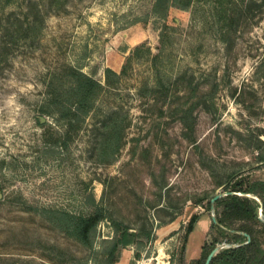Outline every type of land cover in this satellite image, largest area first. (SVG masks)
<instances>
[{"label":"rangeland","instance_id":"1","mask_svg":"<svg viewBox=\"0 0 264 264\" xmlns=\"http://www.w3.org/2000/svg\"><path fill=\"white\" fill-rule=\"evenodd\" d=\"M151 3L71 0L66 10L48 15L36 40L20 43L0 66V264H108L102 240L113 234L109 220L97 225L87 245L55 218L57 209L90 210L89 194L103 197L125 222L134 225L143 206L154 222V238L140 256L129 244L113 264H179L185 225L199 213L185 245L190 262L200 255L214 214L194 200L223 192L230 173L233 180L264 179V6L222 38L205 3L170 6L166 18L149 13ZM124 63L120 80L107 86L105 68L120 73ZM67 65L93 75L104 90L65 147L57 142L64 125L41 107L53 76L67 84ZM182 72L204 91L205 102H186L194 141L182 135L175 111L159 116L157 108L143 109L157 79L171 82ZM107 111H116L125 125L112 162L98 148ZM164 151L169 156L158 163ZM161 166L169 197L182 208L156 225L149 172Z\"/></svg>","mask_w":264,"mask_h":264},{"label":"trees","instance_id":"2","mask_svg":"<svg viewBox=\"0 0 264 264\" xmlns=\"http://www.w3.org/2000/svg\"><path fill=\"white\" fill-rule=\"evenodd\" d=\"M69 1L71 0H0V66L20 43L36 40L42 33L48 15L66 10ZM197 3L208 5L209 16L215 23H219L222 38L229 31H235L236 26L247 20L257 8L264 6V2L259 0H152L149 13L166 18L170 6L187 9ZM129 57L130 55L126 56V62ZM125 63L120 73L110 67L105 68L107 86L117 84L121 74L125 72ZM64 73L69 79L66 85L55 76L48 82L47 100L41 109L45 113L55 114L62 122L64 131L57 142L67 147L69 133L77 132L82 127L86 117L94 108L96 99L104 90V85L93 75L73 65H67ZM203 92L202 84L194 82L192 78L187 79L185 72L176 75L171 82L157 79L146 93V105L143 109L150 112L151 109L157 108L159 116H163L168 110L175 111L183 125L182 135L194 141L192 129L190 130L193 122L189 123L190 106L188 107L187 103L194 97L200 101ZM202 101L205 102L204 99ZM178 102L181 104H177ZM173 104H176L177 109H173ZM102 121V127L98 131V136L101 137L98 144L99 154L111 155L106 162H112L115 152L121 145L125 125L123 117L116 111L105 112ZM165 156H169L166 151L160 154V158L157 157V162L161 163ZM149 174L154 182L152 186L157 196V200L151 204V207H156L155 213L158 219L156 225L165 224L176 218L182 204L172 203L168 193L166 169L163 166L160 170L152 169ZM235 175V173L227 175L223 192L236 193H227L215 199L212 209L216 221L212 219L210 221L208 237L202 243L200 255L188 262L185 257V245L200 218L197 212L191 214L185 225L183 242L179 250V264H204L210 250L222 242L228 245L220 248L213 255L210 264H264V179L239 176L233 180ZM102 182L106 185V181ZM214 195L206 192L198 196L194 202L211 209V198ZM254 195L262 203L261 214L260 203ZM88 203L91 209L86 212L57 209L55 218L67 235L87 245L91 244L97 225L104 219L109 220L113 234L102 240L103 252L108 264L116 262L121 248L129 244H134V256L139 257L147 242L154 238V222L150 220L144 206L142 210L140 208L142 213L139 208L135 213L136 223L133 225L120 219L121 213L114 215L103 197L96 201L94 196L89 194ZM161 211H165L168 217H162ZM243 232L250 236L249 240Z\"/></svg>","mask_w":264,"mask_h":264},{"label":"water","instance_id":"3","mask_svg":"<svg viewBox=\"0 0 264 264\" xmlns=\"http://www.w3.org/2000/svg\"><path fill=\"white\" fill-rule=\"evenodd\" d=\"M227 193H236V192H235V191H229V192L226 191V192H218V193H216V194L211 198V208H213L214 201H215L216 198H218V197H220V196H222V195H224V194H227ZM238 193H239V194H247V195H248V193H242V192H238ZM254 197H255V198L259 201V203H260L259 211H260V214H261V212H262V203H261L260 199H259L257 196L254 195ZM211 219H212V221H216L214 214H212ZM243 233H244V235H246L247 240H249V239H250V236H249L246 232H243ZM227 245H228V244H227ZM224 246H225V244H217L215 247H213V248L210 250V252L208 253V255H207V257H206V259H205V261H204V264H210V261H211L213 255H214V254H215L220 248H222V247H224Z\"/></svg>","mask_w":264,"mask_h":264}]
</instances>
